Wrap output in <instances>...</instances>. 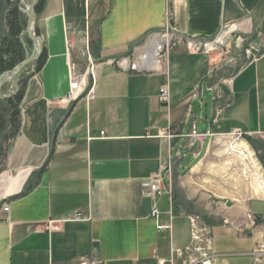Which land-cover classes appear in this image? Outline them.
<instances>
[{
	"label": "crops",
	"instance_id": "0c3cea01",
	"mask_svg": "<svg viewBox=\"0 0 264 264\" xmlns=\"http://www.w3.org/2000/svg\"><path fill=\"white\" fill-rule=\"evenodd\" d=\"M36 11L45 62L23 74L19 130L0 161V264H184L177 251L191 245L195 215L212 228V264H264L253 256L264 194L195 186L216 144L237 131L264 137V0H40ZM233 24L234 46L174 48L168 75L112 62L153 32L211 39ZM87 41L96 98L68 102L70 61H86ZM207 92L212 113L194 118ZM193 125L214 136L191 141ZM169 163L164 193H149L145 182ZM78 213L86 219L49 226Z\"/></svg>",
	"mask_w": 264,
	"mask_h": 264
},
{
	"label": "built area",
	"instance_id": "2783aa9c",
	"mask_svg": "<svg viewBox=\"0 0 264 264\" xmlns=\"http://www.w3.org/2000/svg\"><path fill=\"white\" fill-rule=\"evenodd\" d=\"M21 9L27 13L28 0H20ZM236 25L225 26L224 30L214 38L202 39L196 37H187L176 32H172L168 29L153 32L148 35L142 44H136L133 46L130 53L123 55L119 58L112 60L118 68L123 71L138 73V74H150V73H163L168 75V69H162L161 65L166 62V59L174 48L184 47L186 50L194 53L199 52H213L218 50L225 44L227 34H231L235 30ZM227 33H226V31ZM249 55L255 56L252 51L248 50ZM98 61L92 55L89 43L86 42V61L84 67H81L77 62L70 61L69 65V78H70V90L66 97L68 102L70 100H79L85 97L91 101L96 98V86L98 82L97 76ZM160 99L163 103H170V91L168 85H164L160 89ZM203 103V100L201 101ZM214 121L221 114L219 109H216ZM105 132H101V136H104ZM233 137L237 140H246V136L241 132H233ZM213 137L214 132H198L196 126L193 125V129L189 134L191 141L194 139L203 140L206 137ZM242 155H246L243 153ZM253 158L260 167L259 174L253 171L255 179L259 182L260 192L264 194V169L260 165L256 158V153L253 152ZM251 162V161H250ZM252 164V163H251ZM172 163H169L161 172H158L150 180L145 182L144 186L149 190V193L160 196L164 193V182L166 179H170V171ZM254 169V167L252 168ZM252 172V171H251ZM0 206L4 211H9V204L6 203V198L0 200ZM158 210H153V215L157 216ZM81 213L75 214L72 217L62 218L60 220H52L49 226L57 228L59 223L65 221H80L85 220ZM192 223V243L184 250H178L177 254L184 259V264H212L213 259L216 257L213 248V235L212 228L205 225L203 220L195 215L191 217ZM163 228V226H159ZM253 256L256 262H259L264 257V241L257 242L255 249L253 250Z\"/></svg>",
	"mask_w": 264,
	"mask_h": 264
},
{
	"label": "rangeland",
	"instance_id": "374dc122",
	"mask_svg": "<svg viewBox=\"0 0 264 264\" xmlns=\"http://www.w3.org/2000/svg\"><path fill=\"white\" fill-rule=\"evenodd\" d=\"M19 2H20V0H19ZM1 9H2V5L0 4V11H1ZM19 9L23 14H26V16H27V13H25L21 9V3L19 4ZM2 24H4V27L8 31L9 23H7V19H5L2 22ZM26 27H27V25H26ZM26 27H25L24 32L21 34V39L26 43L25 49L27 48L31 52L32 44L29 43V37L26 34ZM226 33H227V31H226ZM236 37L237 36H236L235 32L232 34H230V33L227 34V39L225 41V44L233 43V46H234L235 41L232 42L231 40H237ZM7 38L10 39V36H7ZM1 49H6V45L0 44V50ZM228 52H230V50ZM256 52L257 51H252V53L254 55L256 54ZM4 53L5 52L3 51V54ZM25 56H26V50H25ZM6 57L8 58V56H6ZM77 63L81 67H84L85 60L81 61V62L78 61ZM29 66H30V64L23 70V72L18 77V83H20V78H21L22 74H25V72L29 68ZM7 71H9V70H7ZM15 91H16V88L14 87L12 82H7L2 89L3 94L15 92ZM202 99H203V103H200V101H197V103L194 104V110H193V114H194L193 117L194 118L196 117L198 119H206L212 113V110H213L212 94L207 92L204 94ZM217 100H220V98ZM251 139L256 141L255 143L257 145V149H256V147L254 148V146L251 145V143H250L251 140L248 141L247 139L246 140L241 139V140H237V141H245L248 144V146L250 147L252 152L256 153V158L258 159L260 165L264 169V162L261 158V157H264V137H256V138L251 137ZM235 140L236 139L232 136L230 138L224 139L223 142H221L220 144H216L213 147L212 152L210 153V157L208 159V162L204 166V171L201 174H199L200 180L196 182L197 184H195V186H197V187L214 186V187L218 188V190L220 191V193H218L216 195L219 198H225V197L229 196L228 193L230 191L234 190V188L236 186L239 188H241V187L247 188V187L252 186L254 188L255 192L258 194L259 182H257L255 179V175L253 173V171H255V170H251L254 167V165H253V163L251 164L250 160H246V159H248L247 156L245 159L244 156L239 155V154H241V153H239L240 152L239 150H235L234 147H232V148L230 147V145L232 143L236 142ZM0 161H1V159H0ZM0 169H1V167H0ZM201 177H202V179H201Z\"/></svg>",
	"mask_w": 264,
	"mask_h": 264
},
{
	"label": "trees",
	"instance_id": "16d2710c",
	"mask_svg": "<svg viewBox=\"0 0 264 264\" xmlns=\"http://www.w3.org/2000/svg\"><path fill=\"white\" fill-rule=\"evenodd\" d=\"M2 9L0 11V44L6 45V49L0 50V75L12 70L25 58V45L21 39L27 25V16L19 9V0H0ZM7 19L9 23L8 31L2 22ZM7 31V32H6ZM10 36V39L7 38ZM29 42H31L29 40ZM3 51L5 52L3 54ZM8 56V58L6 57ZM45 62V54L42 52L37 61V69H40ZM26 85V78L23 74L20 78L19 91L8 98L0 99V159L5 157L6 143L15 136L20 126V106ZM246 139L251 140V145L256 147V141L247 136ZM264 162V157H261Z\"/></svg>",
	"mask_w": 264,
	"mask_h": 264
},
{
	"label": "water",
	"instance_id": "95a60500",
	"mask_svg": "<svg viewBox=\"0 0 264 264\" xmlns=\"http://www.w3.org/2000/svg\"><path fill=\"white\" fill-rule=\"evenodd\" d=\"M39 2L40 0H30L28 3L26 34L33 42V50L30 52L26 48L25 58L12 70L5 71L0 75V99L11 97L19 91L20 86L18 83V77L29 64L38 61L43 52V39L35 32V23L37 18L36 7ZM24 45H26L25 42ZM7 82H12V84L16 88L15 92H10L7 94L2 93V89Z\"/></svg>",
	"mask_w": 264,
	"mask_h": 264
},
{
	"label": "bare ground",
	"instance_id": "6f19581e",
	"mask_svg": "<svg viewBox=\"0 0 264 264\" xmlns=\"http://www.w3.org/2000/svg\"><path fill=\"white\" fill-rule=\"evenodd\" d=\"M75 101H77V100H70V102H75ZM230 147L231 148L234 147L235 150H239L240 151L239 153H241L239 155H241V156H244L242 154L245 153L246 155L244 156V158L246 159V156H247L248 159H246V160H250L251 163H253V165H254V169H251V170H255L256 173L259 174L258 172L260 170V167L257 164V162L255 161V159L253 158V152L245 141H236V142L232 143L230 145ZM259 190H260V188H259Z\"/></svg>",
	"mask_w": 264,
	"mask_h": 264
}]
</instances>
